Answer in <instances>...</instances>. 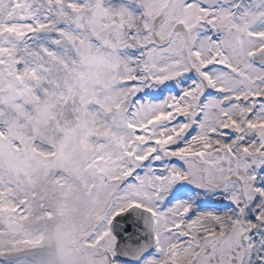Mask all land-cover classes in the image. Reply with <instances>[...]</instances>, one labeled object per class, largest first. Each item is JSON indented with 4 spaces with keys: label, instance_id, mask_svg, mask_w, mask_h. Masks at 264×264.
I'll list each match as a JSON object with an SVG mask.
<instances>
[{
    "label": "snow or ice",
    "instance_id": "obj_1",
    "mask_svg": "<svg viewBox=\"0 0 264 264\" xmlns=\"http://www.w3.org/2000/svg\"><path fill=\"white\" fill-rule=\"evenodd\" d=\"M0 264H264V0H0Z\"/></svg>",
    "mask_w": 264,
    "mask_h": 264
}]
</instances>
